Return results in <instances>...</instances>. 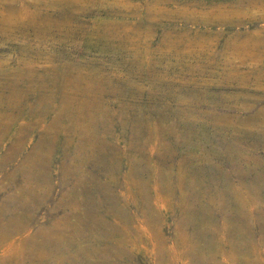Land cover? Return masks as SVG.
Returning a JSON list of instances; mask_svg holds the SVG:
<instances>
[{
  "label": "rangeland",
  "instance_id": "obj_1",
  "mask_svg": "<svg viewBox=\"0 0 264 264\" xmlns=\"http://www.w3.org/2000/svg\"><path fill=\"white\" fill-rule=\"evenodd\" d=\"M0 212V264H264V0H0Z\"/></svg>",
  "mask_w": 264,
  "mask_h": 264
},
{
  "label": "bare ground",
  "instance_id": "obj_2",
  "mask_svg": "<svg viewBox=\"0 0 264 264\" xmlns=\"http://www.w3.org/2000/svg\"><path fill=\"white\" fill-rule=\"evenodd\" d=\"M20 224L21 221L19 218H11L9 216L8 218H3L2 214L0 212V240L3 241H10V238L18 233L20 231ZM45 233H42L44 235ZM23 238L21 241L22 243L19 244L18 249H21V251H25L27 253L25 256L29 259L28 256H32L36 259H42L43 257H48V259L52 260L53 264H76L74 263V257L69 256L66 254V249L52 240V238L49 239H44L41 241V243L38 242H30L28 238ZM25 241V243H24ZM11 242V241H10ZM9 242V244H11ZM24 243V245H23ZM49 248H48V247ZM36 248V249H34ZM18 257V256H16ZM71 259V261H70ZM65 260L70 261V263H67Z\"/></svg>",
  "mask_w": 264,
  "mask_h": 264
}]
</instances>
